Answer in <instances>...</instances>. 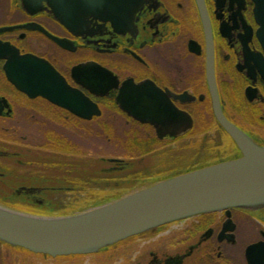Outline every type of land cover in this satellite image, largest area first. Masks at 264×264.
<instances>
[{
  "label": "flooded vegetation",
  "instance_id": "1",
  "mask_svg": "<svg viewBox=\"0 0 264 264\" xmlns=\"http://www.w3.org/2000/svg\"><path fill=\"white\" fill-rule=\"evenodd\" d=\"M32 60L62 83L43 82ZM81 66L98 71L97 87ZM143 83L168 95L166 109L145 108L166 112L160 131L117 103ZM215 107L264 147V0H0L1 206L69 215L237 160ZM0 264H264V208L195 216L91 255L0 242Z\"/></svg>",
  "mask_w": 264,
  "mask_h": 264
},
{
  "label": "water",
  "instance_id": "2",
  "mask_svg": "<svg viewBox=\"0 0 264 264\" xmlns=\"http://www.w3.org/2000/svg\"><path fill=\"white\" fill-rule=\"evenodd\" d=\"M29 67H43V82L62 83L60 77L41 62L29 61ZM82 70L90 72V88L97 87L98 71L92 66H81L73 72ZM27 72L35 75L34 70ZM106 75L109 83H115L110 75ZM7 77L19 91L34 97L32 93L35 91L29 84L10 73ZM43 91L36 90V93L42 94ZM126 99H130L127 102L129 105L123 103ZM133 100L135 102H131ZM117 103L128 115L137 117L143 123H151L159 131L169 119L166 112L156 120L149 117V112L146 113L147 103L161 109L167 108L164 103L169 105L168 95L151 84L143 83L125 89L117 98ZM90 111L95 113L92 105ZM215 116L241 152V158L189 171L133 191L115 201L70 215L37 216L0 205V242L51 258L91 255L195 216L222 211L228 214L235 209L251 212L264 208V147L256 145L227 122L216 107Z\"/></svg>",
  "mask_w": 264,
  "mask_h": 264
},
{
  "label": "trees",
  "instance_id": "3",
  "mask_svg": "<svg viewBox=\"0 0 264 264\" xmlns=\"http://www.w3.org/2000/svg\"><path fill=\"white\" fill-rule=\"evenodd\" d=\"M99 205V204H98ZM94 206H96V205H94ZM81 211V210H80Z\"/></svg>",
  "mask_w": 264,
  "mask_h": 264
}]
</instances>
